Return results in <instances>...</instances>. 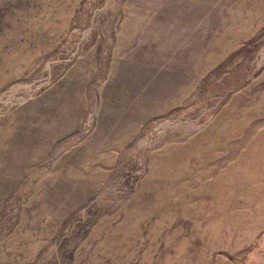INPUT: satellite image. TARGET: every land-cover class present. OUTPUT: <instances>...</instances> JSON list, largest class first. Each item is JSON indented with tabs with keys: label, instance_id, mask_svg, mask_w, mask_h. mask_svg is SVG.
Returning <instances> with one entry per match:
<instances>
[{
	"label": "rangeland",
	"instance_id": "obj_1",
	"mask_svg": "<svg viewBox=\"0 0 264 264\" xmlns=\"http://www.w3.org/2000/svg\"><path fill=\"white\" fill-rule=\"evenodd\" d=\"M0 264H264V0H0Z\"/></svg>",
	"mask_w": 264,
	"mask_h": 264
}]
</instances>
